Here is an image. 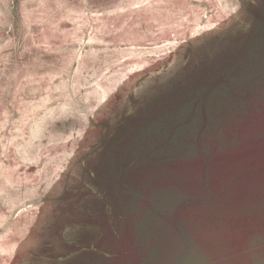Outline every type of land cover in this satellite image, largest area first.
<instances>
[{"label":"water","instance_id":"95a60500","mask_svg":"<svg viewBox=\"0 0 264 264\" xmlns=\"http://www.w3.org/2000/svg\"><path fill=\"white\" fill-rule=\"evenodd\" d=\"M263 2L0 0V264H123L116 259L137 240L150 203L161 211L178 196L203 203L191 214L176 207L177 226L163 225L178 227L179 264H264L263 248L230 224L264 210V191L255 195L264 188V54L235 55L264 34ZM232 70L247 75L241 103L250 104L199 114L210 117L207 153L185 161L188 141L167 160L145 153L162 114L202 108L209 91L215 100L210 84ZM175 162L180 174L158 184ZM263 218L255 229L264 236ZM162 230L143 246L149 258L170 238ZM177 259L165 254L166 264Z\"/></svg>","mask_w":264,"mask_h":264},{"label":"trees","instance_id":"16d2710c","mask_svg":"<svg viewBox=\"0 0 264 264\" xmlns=\"http://www.w3.org/2000/svg\"><path fill=\"white\" fill-rule=\"evenodd\" d=\"M261 8H262V11H261L262 17L259 21L258 29L261 28L264 30V2ZM256 47L259 48L260 50H263L262 53L264 54V34L263 33L261 34L259 38L253 40L252 43H249V44L247 43L245 47L241 45V48L239 49V51L235 53V55H237L236 58L242 57L241 56L242 53L245 52L244 57L249 59L248 62H250V60H254V58L251 59V52L252 50L256 49ZM236 58L233 59L231 62L238 64L236 66H241L243 64L244 58H241L239 60ZM245 76L247 75L245 74L238 75L237 73H235V71L232 70V72L227 74L226 77H222L223 80H220L221 77L216 78L215 81L212 84H210V85H213V87H215L214 89L216 91H213V94L215 95L216 99L215 100L211 99L212 92L209 91L207 94L210 95V99L203 103L202 108H195L194 106L193 107L175 106L173 107L172 110L169 111L168 115L165 116L164 114H162L163 117L161 116L160 119H158L154 124H152L154 126L156 124V126L153 129L154 130L153 135L157 134L156 137H154L151 142V143H154L153 144L154 146L150 147L147 151H145V153L151 154L152 152L155 153L156 151H158L160 154L162 153L160 156L157 157L159 158L158 160H160V158L163 156L165 157V160H167L172 155L175 154V151L177 148L175 149L174 145H178L179 147L181 145H184L182 144V142L184 141L185 142L188 141L187 143H189L188 145L186 144L184 145L185 147H187V152L184 155V159L187 158L185 161L195 157L197 152L199 153L198 155H201V156L207 153L208 149L205 148V143L210 140L206 139L204 133H205V130H207L206 126L209 121L208 119L213 115H214L213 117H219L221 115L227 114L233 111L235 107L239 104H240L239 106L240 108H242L244 105L250 104L247 101L241 103L242 87L244 86V89L247 92H250L252 90V87H250L251 86L250 84L243 85L242 81L243 79H245ZM219 80L220 82L218 83ZM216 84H218V86ZM183 111H186L184 115V119L178 120L179 124L175 127L173 131L172 129L174 127V124L172 123L173 121L172 119H176L175 115H178V113L183 112ZM199 114H208L210 117L202 118L199 116ZM166 117L169 118V122L167 121L164 122V119H167ZM151 123L147 125H150ZM155 145L159 149H156ZM237 158L239 159L237 160L236 164L234 163L233 168L241 170L245 163L246 158L240 157L239 155ZM250 161H251V158L248 159V162ZM176 164L178 163L175 162L174 164H169V163L165 164L164 172L161 174L160 173L158 174V176L160 177L159 179L160 181L158 180L159 181L158 184L168 185L167 183L171 181V178L174 179L173 178L174 176H176L177 174H180V173H177V171H175L176 168L173 167V165H176ZM188 175H191V173H188ZM188 175H187V181H186V178H184L182 181L191 182V178ZM124 190L118 191V194L120 195L126 194L127 192H125ZM263 191H264V188L256 187L255 192L257 193H255V195L258 193H263ZM138 197L139 196L134 198V200L132 199L131 202H128V203H127L128 200L125 201V204L127 203V205L129 206L128 208L133 207ZM161 199L162 200L166 199V196H162ZM200 204H203V203L194 204L193 201L189 199L188 197L183 196L181 198L180 196H178L174 198L173 200H171L167 205H165L166 207H164L160 211L157 207L153 206V204L150 203V206L148 208L149 211L146 213V216L142 222V226L139 231L137 240H135L130 245L126 255L125 256L123 255L122 257V255L120 254L119 257H117L116 261L121 260L124 262L123 264H151V262H153V264L155 263L156 264H166L167 261L165 260V254L167 253V254H170L171 257L173 256L174 258H178L176 261L174 260L175 262L174 261L173 262L175 264H179L178 261L180 258L178 256H175L181 252L180 248L182 245L179 239L180 234L177 233L178 227H177V230H174L173 232L170 233L169 230H173V228H169L168 230V229H165L166 227L164 226H168V227L177 226L178 223L175 220L171 219L173 212L175 214L174 215L175 217L179 213L178 211H176L175 209L176 207L182 208L183 213L188 211L191 214L193 213L192 212L193 209H197V208L199 210L201 209ZM217 212L218 211H214L213 214H211V216H213ZM245 212H246L245 214L246 217H243L242 219L239 218L234 223L233 221H231L230 224L232 226L235 225L237 227H242L250 233L249 236L253 239L251 243H254L253 245H250L251 248L255 245V248H263V251H264V236L260 232V229H255V227H257V225L259 224L257 221L264 215V210L260 208L259 206H256V207H252L250 209L245 210ZM207 218H208V215L206 216V219ZM151 219L153 220L151 221ZM195 219L192 220L193 224L194 223L196 224ZM184 220H185V217L181 216L179 219V223H181ZM201 221H202V218L198 219V222L200 223V225H201ZM261 222H264V221L261 220ZM161 227L163 229L162 232H166L167 234H170V238L165 244V246L163 247L161 254H159L157 258L152 259V258H149L151 253L149 251L144 252L145 249H143V246L145 247L148 246L147 239L152 233L155 235L160 234ZM196 228L198 229L199 227H196ZM193 232L194 230L190 231V233H193ZM191 236H193V238L188 239V242L193 245L195 244L194 239L195 237H197V235L196 233H194ZM245 245L241 246V251L246 249V248H243V247H247ZM141 252H143V254ZM144 255L147 258H145ZM192 260H194L192 256L186 255L185 262H189ZM189 263L191 264V262Z\"/></svg>","mask_w":264,"mask_h":264}]
</instances>
